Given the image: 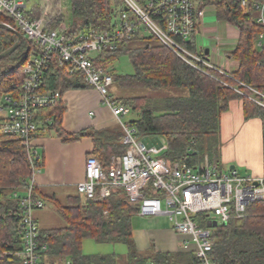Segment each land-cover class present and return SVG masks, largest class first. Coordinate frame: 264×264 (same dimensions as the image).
I'll list each match as a JSON object with an SVG mask.
<instances>
[{"label":"trees","instance_id":"obj_1","mask_svg":"<svg viewBox=\"0 0 264 264\" xmlns=\"http://www.w3.org/2000/svg\"><path fill=\"white\" fill-rule=\"evenodd\" d=\"M137 1L145 6L148 0ZM211 3L215 5L217 18L235 25L240 33L237 46L230 54L239 62L238 69L231 72L236 81L215 71L209 75L198 70L154 35L147 38L146 33L123 40L116 50L103 51L95 58L96 64L114 75V83L118 86L153 91L148 95L117 99L137 113L129 124L136 126L142 136L166 139L163 156L171 163L185 161L195 166L205 155L212 161L217 160L222 115L234 99L243 100L246 119L259 117L264 122V106L255 100H264V38L261 45L257 44L264 26L256 20V11L242 7L240 0H212ZM69 7L71 21L64 12L50 23V28L66 23L71 35L90 29L106 30L124 9V4L123 0H69ZM27 14L32 19L38 18L40 9L31 4ZM4 23L22 33L13 19L0 14V24ZM151 38L157 41L150 42ZM141 40L147 41L142 43ZM17 41V33L0 27V54ZM33 48V42L24 36L10 55L0 59V98L7 89L21 86L22 69ZM123 54L130 56L134 73L121 75L110 68ZM220 79L237 86L244 94ZM86 88L89 86L83 75L70 73L57 61L52 62L42 86L43 91H58L62 95L72 89ZM166 88L186 89L187 92L185 95H161ZM66 110L67 104L62 98L39 109L37 118L42 123L39 134L53 132L64 142L91 137L94 143L91 154L101 160L104 168L109 166L113 156L125 152L120 125L70 133L62 126ZM31 175V164L22 140L17 135L0 132V251L7 252L0 258V264H25L16 256L24 245L20 230L22 210L20 201L12 193L21 189ZM35 193L40 196L37 186ZM53 200L66 225L48 230L40 228V264H64L66 259L76 264H146L150 260L157 264H178L181 258L179 254L161 253L153 247L146 251L137 248L133 217L138 209L123 188H114L105 199H86L78 192L68 196L64 204ZM87 238L99 243H123L127 246V254L86 255L82 246ZM212 248L213 264H264V200L249 205L242 218L232 217L226 224L216 226ZM194 264H198V259Z\"/></svg>","mask_w":264,"mask_h":264},{"label":"built area","instance_id":"obj_2","mask_svg":"<svg viewBox=\"0 0 264 264\" xmlns=\"http://www.w3.org/2000/svg\"><path fill=\"white\" fill-rule=\"evenodd\" d=\"M211 1L148 0L143 6L137 0H123L124 9L109 29H90L71 35L66 23L50 28V23L59 15L52 0H36L35 3L0 0V14L13 19L34 46L22 69L21 86L7 89L0 98V132L17 135L22 140L32 168L29 180L12 193L20 201L22 210L20 230L24 245L16 256L25 264H40V225L35 211L46 205L35 193L36 177L43 166L42 154L35 144L42 125L37 118L38 110L63 98L58 91L42 89L53 61L65 66L70 73L83 75L88 86L99 92L102 103L111 108L123 130L122 143L126 150L113 156L107 168L96 155H88L85 177L77 185V191L84 198L105 199L114 188H123L138 214L170 217L174 229L188 236L185 246L188 247L189 242L195 244L198 264H213L210 254L216 226H209V220L217 221V226L226 224L232 217L242 218L252 203L264 200V175L242 176L236 169L221 173L218 163L209 155L195 166L185 161L169 162L163 156L167 148V143L161 141L163 137L142 136L136 126L123 120L131 110L109 93L114 75L96 64L95 57L91 56L94 51H114L121 41L151 32L191 66L206 74L215 71L236 81L231 71L222 69L203 49L192 47V38L200 31L205 9L213 5ZM57 2L62 9L61 0ZM31 4L40 9L38 18L28 16ZM240 4L255 10L256 20L264 26V0H240ZM263 38L264 33L258 45ZM220 80L244 94L237 86ZM255 100L264 106V100ZM6 254L0 251V258ZM64 264L76 263L66 259ZM146 264L157 263L150 260Z\"/></svg>","mask_w":264,"mask_h":264},{"label":"crops","instance_id":"obj_3","mask_svg":"<svg viewBox=\"0 0 264 264\" xmlns=\"http://www.w3.org/2000/svg\"><path fill=\"white\" fill-rule=\"evenodd\" d=\"M209 6L214 9L215 20H212L211 16L207 19L208 13L212 10ZM223 22L228 23L217 18L214 5H208L200 31L194 37L193 47L199 51L203 49L205 54L219 64L222 69L233 72L238 69L239 62L233 59L230 54L237 46L240 33L237 28L235 40L233 38L222 40L219 34L226 36L229 32L228 26ZM200 35L205 40H211L213 45L207 44L206 46L204 45L205 41L200 44L198 41ZM214 48H216V54ZM223 56L224 58H222ZM62 99L67 104L62 126L70 133L86 128L101 130L119 125L111 108L102 103L99 92L94 88L69 90ZM231 104L241 110L244 115L242 99H234L230 102V106ZM245 139V134H242L238 142ZM35 144L42 154L43 160L42 171L36 177V186L40 197L45 201V197L52 200L53 198L67 200L68 196L77 194V185L85 177L86 159L94 150L93 139L85 137L80 141L64 142L55 133L47 132L37 135ZM240 145L239 143L238 147ZM262 175L264 174L256 176ZM49 194L51 195L49 196ZM38 210L35 211V217L39 222ZM133 238L140 251H146L153 247L161 253L179 254L181 258L177 261L178 264H194L197 259L194 252L195 244L189 242L190 245L185 246L188 236L178 233L174 229L170 217L166 214L142 216L137 213L133 217Z\"/></svg>","mask_w":264,"mask_h":264},{"label":"rangeland","instance_id":"obj_4","mask_svg":"<svg viewBox=\"0 0 264 264\" xmlns=\"http://www.w3.org/2000/svg\"><path fill=\"white\" fill-rule=\"evenodd\" d=\"M36 0H32L35 3ZM55 2V10L59 13L66 12L67 18L71 21V11L69 7V0H61L62 9L57 0H52ZM57 2V3H56ZM211 10L207 15V19L211 16L212 20L216 19L214 9L212 6H209ZM53 10V9H52ZM209 10V9H208ZM56 12V13H57ZM53 13H55L53 11ZM210 14V15H209ZM58 15V16H59ZM57 16V17H58ZM56 17V18H57ZM68 21V22H69ZM67 22V24H68ZM229 28V32L226 36L219 34L222 40L228 38H237V27L230 23L223 22ZM146 37L150 38L153 34L151 32H145ZM236 33V35H235ZM209 39V38H207ZM150 42H156V38L149 39ZM142 43L147 40H141ZM198 41L201 44L205 41L207 46L213 45L211 40H205L201 35L198 37ZM216 54V48H214ZM213 51V53H214ZM100 52L94 51L91 52L92 57H98ZM224 58V56L222 57ZM211 59V58H210ZM212 60V59H211ZM214 61V60H213ZM234 63V62H233ZM232 64V63H231ZM110 68L117 74L125 75L134 73V66L132 64L131 58L127 54L121 55L114 63L111 64ZM153 91L146 88H123L114 83L109 88V93L118 98V97H128V96H138V95H148ZM187 92L186 89L180 88H166L163 89L161 95H185ZM137 117V113L132 110L123 116V120L126 122L131 121ZM242 134H245L246 139L242 142H238ZM162 142H166V139L163 137ZM241 144L238 147V144ZM214 156V155H213ZM217 162L219 171L221 173H228L231 170V166H235L236 170L242 176H256L264 174V122L259 117H252L246 119L242 115L241 110H238L233 104L229 109L223 113L221 121V130L219 135V145H218V154ZM51 194H49L50 196ZM60 203L64 204L66 202L65 198L59 200ZM140 215V214H139ZM37 217L39 219V225L42 230H48L55 227H60L66 225V221L59 214L57 206L52 199L46 200V206L38 210ZM83 252L86 255H126L127 246L123 243H99L92 238H87L83 241L82 246ZM121 258V257H118Z\"/></svg>","mask_w":264,"mask_h":264},{"label":"water","instance_id":"obj_5","mask_svg":"<svg viewBox=\"0 0 264 264\" xmlns=\"http://www.w3.org/2000/svg\"><path fill=\"white\" fill-rule=\"evenodd\" d=\"M125 9H127V7H125ZM0 27H3V28H6V29H8V30H10V31H12V32H15V33H17V35H18V41L11 47V48H9L8 50H6L5 52H3L2 54H0V59H2V58H4V57H6V56H8V55H10L18 46H19V44H20V42H21V40L23 39V34L20 32V31H18L15 27H13V26H11V25H9V24H6V23H4V24H0ZM235 168V166L233 165V166H231V169H234ZM217 221H212V220H209L208 221V225L209 226H217Z\"/></svg>","mask_w":264,"mask_h":264}]
</instances>
